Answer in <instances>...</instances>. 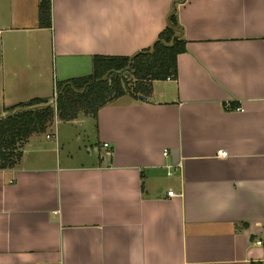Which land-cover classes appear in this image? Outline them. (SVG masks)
Returning a JSON list of instances; mask_svg holds the SVG:
<instances>
[{
  "label": "crops",
  "instance_id": "0c3cea01",
  "mask_svg": "<svg viewBox=\"0 0 264 264\" xmlns=\"http://www.w3.org/2000/svg\"><path fill=\"white\" fill-rule=\"evenodd\" d=\"M41 1L0 0V120L34 99L54 105L56 85L88 76L95 56L151 48L173 10L51 0L41 28ZM177 16V80L96 120H57L0 170V264H264V0H186ZM56 125L88 156L48 149Z\"/></svg>",
  "mask_w": 264,
  "mask_h": 264
},
{
  "label": "trees",
  "instance_id": "16d2710c",
  "mask_svg": "<svg viewBox=\"0 0 264 264\" xmlns=\"http://www.w3.org/2000/svg\"><path fill=\"white\" fill-rule=\"evenodd\" d=\"M185 2L173 0L167 26L151 48L132 57L95 56L93 74L58 83L56 107L49 100L34 99L7 110L9 115L0 120V170L14 169L29 139L47 134L57 120L71 122L80 116L96 120L102 108L124 95L148 97L154 82L177 80L179 56L187 52L177 7ZM51 7V0L40 2L41 28L51 27Z\"/></svg>",
  "mask_w": 264,
  "mask_h": 264
},
{
  "label": "rangeland",
  "instance_id": "374dc122",
  "mask_svg": "<svg viewBox=\"0 0 264 264\" xmlns=\"http://www.w3.org/2000/svg\"><path fill=\"white\" fill-rule=\"evenodd\" d=\"M87 74H89V75L93 74V70L91 71V73H87ZM129 77H130V75L127 74V78H129ZM129 84H130V88H134V81L133 80H129ZM55 89L57 90V85H56V88ZM52 90L54 91V85H53V89ZM53 91H52V94H53ZM51 98L53 99V96H51ZM90 121L92 123L93 120H90ZM61 127H65V126H61ZM53 128L51 130H49L48 134L52 132ZM56 128H57V125L55 126V129H54V134H55L54 141L51 142V143H46L47 146H48V149H50V150L53 149L54 150L60 144L61 145V152L62 153H72V155H74V153H75L76 155H78V158H80L81 161H82V159L84 157L88 156V152L85 149V145H83L80 142H76V141H69V142H67L64 139V137H63V131L61 130V133L59 135V131H58V134H57V129ZM63 129L65 130V128H63ZM79 131H80L79 134H82L84 136V134L82 133V128L79 129ZM59 136H60V138H59Z\"/></svg>",
  "mask_w": 264,
  "mask_h": 264
},
{
  "label": "built area",
  "instance_id": "2783aa9c",
  "mask_svg": "<svg viewBox=\"0 0 264 264\" xmlns=\"http://www.w3.org/2000/svg\"><path fill=\"white\" fill-rule=\"evenodd\" d=\"M168 80L170 81V80H172V79H168ZM56 98H57V90L55 89V94H54V105H53V106H55V107H56ZM228 110H230V106H229ZM235 110H236V111H242L243 108H242L241 106H238V107H236ZM47 138L50 139L51 136H47ZM104 147L107 149V148H109V145L105 144ZM165 155L167 156V153H166V152H165ZM218 156L225 158V157L228 156V153L225 152V151H219V152H218ZM169 175H172V174L169 173ZM169 196H173V193L170 192V193H169ZM257 244H258V245H261V242H258Z\"/></svg>",
  "mask_w": 264,
  "mask_h": 264
}]
</instances>
